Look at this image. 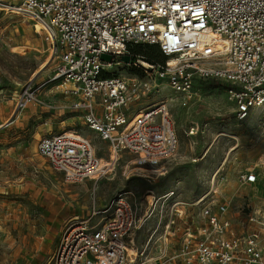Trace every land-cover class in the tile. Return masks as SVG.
Returning <instances> with one entry per match:
<instances>
[{
    "label": "built area",
    "instance_id": "built-area-1",
    "mask_svg": "<svg viewBox=\"0 0 264 264\" xmlns=\"http://www.w3.org/2000/svg\"><path fill=\"white\" fill-rule=\"evenodd\" d=\"M15 5L45 24L41 29L56 66L42 86L58 82L70 99L67 107L80 111L84 123L107 143L102 160L91 140L76 130L39 139L38 153L70 182L104 175L123 156L130 157L128 164L142 166L177 153L179 138L166 98L133 107L164 81L182 94L183 106L195 99L196 79L225 81L238 121L264 107V0H20ZM133 44L156 45L164 59L137 64L128 52ZM104 52L111 61L101 58ZM121 55H129L128 64L140 70L127 76L112 72L109 68L125 62ZM29 88L20 108L34 98ZM242 178L255 182L257 175ZM174 193L165 198L173 201ZM195 204L201 205L197 223L188 222L182 207L170 215L165 236L155 246V264H264L261 211L249 212L241 222L246 231L239 232L227 216L228 205L214 194ZM141 227L135 193H119L89 217L66 221L46 264L134 262L139 255L134 235Z\"/></svg>",
    "mask_w": 264,
    "mask_h": 264
},
{
    "label": "rangeland",
    "instance_id": "rangeland-1",
    "mask_svg": "<svg viewBox=\"0 0 264 264\" xmlns=\"http://www.w3.org/2000/svg\"><path fill=\"white\" fill-rule=\"evenodd\" d=\"M19 1L0 0V264H46L60 235L56 228L61 231L65 225L57 223L62 204L87 218L122 192L135 193L142 220L134 235L139 255L128 264H155V246L165 236L170 215L182 207L188 222H199L201 205L195 202L201 196L214 194V199L225 202L227 216L239 232L246 231L241 222L249 212L264 214V107L236 120L227 97L229 84L221 79H196L195 99L187 106L182 105V94L165 81L133 106L146 108L166 98L179 138L171 158L139 166L128 164L130 157L123 156L106 174L80 182H70L54 170L37 151L40 138L73 129L87 136L103 159L107 143L84 123L80 111L67 107L70 99L58 82L42 86L53 74L56 58L31 17L12 7ZM135 45L146 44L128 46L137 64L150 53L156 61L164 59L156 45L149 44L151 49L142 48L140 53L132 49ZM109 69L125 76L140 70L128 62ZM24 87H30L34 98L20 108ZM250 172L256 173L255 182L242 178ZM171 191L173 201L166 199ZM175 200L181 203L175 206Z\"/></svg>",
    "mask_w": 264,
    "mask_h": 264
},
{
    "label": "crops",
    "instance_id": "crops-1",
    "mask_svg": "<svg viewBox=\"0 0 264 264\" xmlns=\"http://www.w3.org/2000/svg\"><path fill=\"white\" fill-rule=\"evenodd\" d=\"M259 190H261V189H259ZM80 215V213H79V211H77V210H73V209H70V208H68V206H66L65 204H62L59 208H58V210H57V212H56V216H57V219H58V224H62V223H65L67 220H69V219H71V218H73V217H76V216H79ZM62 231V230H61ZM60 231V229L57 227L56 228V234L57 233H59V232H61ZM57 244V243H56ZM56 246V245H55ZM55 248V247H54ZM54 250V249H53ZM53 250L49 253V254H51L52 252H53ZM49 254L47 255V257L49 256ZM47 257H46V259H47Z\"/></svg>",
    "mask_w": 264,
    "mask_h": 264
},
{
    "label": "bare ground",
    "instance_id": "bare-ground-1",
    "mask_svg": "<svg viewBox=\"0 0 264 264\" xmlns=\"http://www.w3.org/2000/svg\"><path fill=\"white\" fill-rule=\"evenodd\" d=\"M12 7L13 8H15L17 11H19V12H24V11H22V10H20L15 4H13L12 5ZM25 13V12H24ZM32 18V17H31ZM35 22V27H36V29L37 30H39V29H41L42 28V26H44L45 24H44V22L41 20V19H39V18H36V20L34 21ZM42 30V29H41ZM49 49V52H50V54H51V56H52V58H53V54H52V51H51V48H48ZM30 84V83H29ZM29 84H27V85H29ZM26 85V86H27ZM25 86V87H26ZM25 87L23 88V90H22V92H21V95H20V97H22V94H23V92H24V90H25ZM19 97V98H20ZM102 160H103V158H102ZM140 169H141V167H140ZM99 176H97V175H95L94 177H92V179L93 178H98ZM131 251V250H130ZM131 254H133V253H131Z\"/></svg>",
    "mask_w": 264,
    "mask_h": 264
},
{
    "label": "trees",
    "instance_id": "trees-1",
    "mask_svg": "<svg viewBox=\"0 0 264 264\" xmlns=\"http://www.w3.org/2000/svg\"><path fill=\"white\" fill-rule=\"evenodd\" d=\"M148 45V46H147ZM142 48H147L148 50L151 49L149 44H146L145 46H141V45H135L132 49L136 50L138 53L142 52ZM159 54V53H158ZM157 54V55H158ZM161 54V53H160ZM148 55V56H147ZM155 56L154 54H146V59L149 61H155Z\"/></svg>",
    "mask_w": 264,
    "mask_h": 264
},
{
    "label": "water",
    "instance_id": "water-1",
    "mask_svg": "<svg viewBox=\"0 0 264 264\" xmlns=\"http://www.w3.org/2000/svg\"><path fill=\"white\" fill-rule=\"evenodd\" d=\"M101 58L105 61H111L112 55L110 53H101ZM121 59L125 62L130 61V56L129 55H121Z\"/></svg>",
    "mask_w": 264,
    "mask_h": 264
}]
</instances>
